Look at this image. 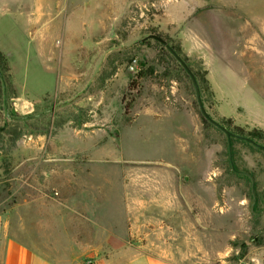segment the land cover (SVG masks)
<instances>
[{"label":"rangeland","instance_id":"obj_1","mask_svg":"<svg viewBox=\"0 0 264 264\" xmlns=\"http://www.w3.org/2000/svg\"><path fill=\"white\" fill-rule=\"evenodd\" d=\"M230 1H242L245 6L226 7ZM0 2V46L8 61V68L0 64V212L26 204L38 190L44 191L45 157L69 162L67 167L59 165L55 176L65 171L67 175L109 176L119 185L131 169L133 178L142 182L143 171L155 172L161 161L157 153L147 156L140 146L124 147L126 135L139 143L140 129L150 119L162 124L182 121L187 129L181 124L176 133L187 145L172 153L179 163V173L174 169V175L189 193L193 214L181 217L180 224H210L211 235L202 237L198 240L202 246L195 247L196 241H189L181 229L173 248L171 219L163 223L154 208L156 214L146 217L144 227L148 251L167 259L174 250L180 258L190 255V264H238L236 219L243 209L250 221L244 225V241L250 243L246 247H252L255 237V253L264 259V226L256 222L253 233L250 224L256 221L251 210L255 197L259 200L255 207L264 208V150L228 138L218 127L205 123L191 77L164 45L147 38L159 35L179 50L199 76L205 107L217 116L203 61L185 42L187 13L206 6L203 22L214 34V19L225 28L221 22L227 13L246 17L254 12L255 27L262 34L264 0H52V19L43 39L30 23L16 16L20 0ZM172 15L181 22H170ZM260 59L264 63V55ZM239 70L237 78L227 83L235 86L228 93L237 92L243 100L249 90L264 92V82L257 88L249 70L245 66ZM192 123L202 124V132L196 133ZM236 126L231 125L232 132ZM257 143L264 146V139ZM149 156L147 163L141 161ZM209 170L208 195L201 180Z\"/></svg>","mask_w":264,"mask_h":264},{"label":"crops","instance_id":"obj_2","mask_svg":"<svg viewBox=\"0 0 264 264\" xmlns=\"http://www.w3.org/2000/svg\"><path fill=\"white\" fill-rule=\"evenodd\" d=\"M20 2L16 16L26 21V24L30 23L39 33L40 39L45 38L44 29L52 19V0ZM240 3L242 7L245 6L242 1H230L226 7H239ZM200 7L203 9L192 15L187 13L188 36L185 37V42L203 61L217 104V116L232 119L237 126H251L264 132V100L259 95L260 93L264 97V92L249 90L243 102L234 90L235 94L229 91V95L228 90L232 91L235 86L227 84L230 79L237 78L239 67L242 69V66L249 70L251 81L257 88L264 82V63L260 59L264 55V33H259L255 27L256 15L253 12L246 17H231L232 14L227 13V19L221 22L226 24L225 28L217 26L215 23L219 22L214 19L217 31L210 34L203 22L208 15V8L203 5ZM169 18L172 23L179 20V17L174 19L173 15ZM0 51L4 53L1 46ZM236 55L239 56L238 60L234 58ZM174 115L179 117L180 114ZM154 119H150L140 129L139 143L129 139V133L124 142V147L134 145L146 149L143 152L147 156L148 153H157L158 160L161 161L155 172L146 169L143 171L145 174L141 173L145 179L140 183L137 177L133 178L131 169L126 170L119 185L109 176L67 175L66 171L64 175L55 176L57 167H67L69 162L45 157L44 191L36 188L37 193L26 204L0 212V264H83L89 259L94 264L193 263L190 255H182L180 258L174 250L171 258L167 259L148 251L150 243L147 240L148 232L144 228L148 222L146 217L156 213L162 217L163 223L168 218L171 219L173 248L176 247V238H180L181 229L187 232L189 241H196L195 247L202 246L198 240L202 237L209 239L211 235L210 224L207 227L192 223L180 224L181 217L192 216L193 208L189 193L181 187L180 180L174 175L175 171L179 173V163L173 160L172 153L180 152L181 144L187 145L186 140L181 142V136L176 133L182 129L181 124L187 129V124L181 123L182 121L172 124L166 120L162 124ZM192 125H195L193 128L196 133L202 132V124ZM182 150H187V147ZM148 159L150 156L141 161L147 163ZM74 163L76 165L82 162ZM203 167H206L205 163ZM207 168H211V163H208ZM209 173L210 170L204 171L201 180L203 192L207 191L208 195L210 182L206 178ZM36 183L41 182L37 179ZM51 183L58 186H48ZM117 187L122 188V191L117 193ZM254 199L251 210L256 221L252 219L253 223H250L253 233L256 231V222L264 226V208H256L259 200L256 197ZM154 208L158 212L154 213ZM208 213L211 214V208ZM237 216L236 225L240 227V231H237L238 264L264 263V259L255 253V237L251 240L252 247H246L250 243L244 241V225L250 221L244 217V210L241 209Z\"/></svg>","mask_w":264,"mask_h":264},{"label":"water","instance_id":"obj_3","mask_svg":"<svg viewBox=\"0 0 264 264\" xmlns=\"http://www.w3.org/2000/svg\"><path fill=\"white\" fill-rule=\"evenodd\" d=\"M148 39H154L155 41L161 43L162 45H164L168 51L175 57V59L180 63V65L184 68V70L187 72V74L191 77L195 90H196V96H197V102L200 108V112L202 113V115L214 126L218 127L221 131H223L228 138H237L240 140H244L247 141L249 143H251L254 146L259 147L260 149L264 150V146L257 143L255 140L243 136V135H237L232 133L230 130H228L224 125H222L219 121H217L214 117H212V115L208 112L207 108L204 105V102L202 100V96H201V90H200V86L197 80V77L193 71V69L190 67V65L183 59V57L167 42L166 39H164L163 37L159 36V35H149L147 37Z\"/></svg>","mask_w":264,"mask_h":264},{"label":"trees","instance_id":"obj_4","mask_svg":"<svg viewBox=\"0 0 264 264\" xmlns=\"http://www.w3.org/2000/svg\"><path fill=\"white\" fill-rule=\"evenodd\" d=\"M168 42V41H167ZM179 54V50L172 46ZM185 60V59H184ZM186 61V60H185ZM187 62V61H186ZM188 63V62H187ZM0 64H3L6 68H8V61H7V58L5 57V54L3 52L0 51ZM195 73V72H194ZM196 77H197V80L199 79V76L198 74H196ZM143 75H139V78H142ZM0 81H2L1 79V76H0ZM198 83H199V80H198ZM133 83H130L129 87L132 86ZM200 86V85H199ZM200 90H201V96H202V87L200 86ZM203 100V99H202ZM202 114V113H201ZM202 118H203V121L205 123H208L209 121L202 115ZM222 125H224L228 130L231 131V125L233 124V120L232 119H225L223 118L221 121H219ZM210 123V122H209ZM234 131L236 132H232L234 134H237V135H243V136H246V137H249L253 140H255L256 142H260L262 139H264V132L262 130H259L257 128H252L250 130L248 129H245L244 127H241V126H236ZM245 131L248 132V134H244ZM0 132H1V129H0Z\"/></svg>","mask_w":264,"mask_h":264},{"label":"built area","instance_id":"obj_5","mask_svg":"<svg viewBox=\"0 0 264 264\" xmlns=\"http://www.w3.org/2000/svg\"><path fill=\"white\" fill-rule=\"evenodd\" d=\"M83 264H94V261L93 260H86Z\"/></svg>","mask_w":264,"mask_h":264}]
</instances>
